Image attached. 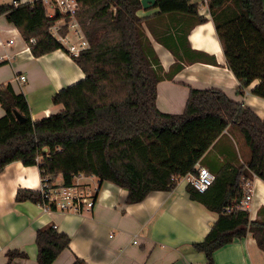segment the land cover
Returning <instances> with one entry per match:
<instances>
[{
	"label": "trees",
	"instance_id": "16d2710c",
	"mask_svg": "<svg viewBox=\"0 0 264 264\" xmlns=\"http://www.w3.org/2000/svg\"><path fill=\"white\" fill-rule=\"evenodd\" d=\"M208 7L227 67L240 83L238 94L244 96L259 81L252 94L264 99V0H208ZM142 8L141 0H81L79 20L90 48L75 62L86 78L54 96V105L63 107L59 113L34 122L25 95L14 93L10 85L0 86L5 111L0 120V174L21 162L37 166L42 179L63 175L69 187L80 175L94 176L101 184L127 190V204L135 205L152 193L175 189L173 177L196 174V165L219 137L236 129L250 152L246 164L215 171L216 180L205 193L187 187L192 201L219 214L194 248L205 254L207 264H215L218 249L252 235L264 251V209L256 221L247 210L225 213L244 199L246 182L253 177L264 182V121L216 89L191 90L183 114L162 113L157 87L182 66L164 73L139 16ZM156 8L159 16L205 22L191 0H156ZM0 17L26 42L35 40L30 45L35 57L61 49L49 33L52 24L40 2L0 5ZM195 53L198 60L208 61L206 54ZM210 62L217 64L215 58ZM16 201L45 202L40 192L27 190H20ZM36 242L39 264H54L69 248L70 238L49 227L38 231ZM8 258L11 262L26 255L14 251Z\"/></svg>",
	"mask_w": 264,
	"mask_h": 264
},
{
	"label": "crops",
	"instance_id": "0c3cea01",
	"mask_svg": "<svg viewBox=\"0 0 264 264\" xmlns=\"http://www.w3.org/2000/svg\"><path fill=\"white\" fill-rule=\"evenodd\" d=\"M14 1L27 4L35 0H0V5H12ZM191 3L198 6L204 23L194 24L193 19L178 15L159 16L156 6L139 12L164 73L169 74L175 65L182 66L172 79L159 83L157 108L165 114L180 115L191 90L216 89L264 121V99L252 94L259 81L249 86L244 96L238 94L240 83L227 67L208 0ZM26 48L21 33L0 17V86L10 85L14 93L24 94L36 122L63 110L54 105V96L85 80L86 75L61 50L35 57ZM195 52L206 54L208 61L198 60ZM212 58L217 64L210 62ZM20 76L27 77L25 84L17 81ZM4 116L0 104V120ZM249 157L239 131L229 129L198 164L215 175L223 167L244 166ZM249 183L253 198L247 211L250 220L256 221L264 209V182L253 177ZM41 184L39 168L21 162L11 163L0 174V264H39L37 233L49 227L70 238L69 248L54 264H75L77 260L85 264H207L205 254L194 245L210 233L219 214L192 201L186 182L129 205L127 190L87 177L79 181L80 187L96 192L97 199L91 211L83 212H46L40 204L16 201L20 190L40 192ZM14 251L24 253L26 258L10 262L8 254ZM213 259L215 264H264V251L249 235L218 249Z\"/></svg>",
	"mask_w": 264,
	"mask_h": 264
},
{
	"label": "built area",
	"instance_id": "2783aa9c",
	"mask_svg": "<svg viewBox=\"0 0 264 264\" xmlns=\"http://www.w3.org/2000/svg\"><path fill=\"white\" fill-rule=\"evenodd\" d=\"M35 1L40 2L45 9L46 17L52 24L49 33L52 38L56 39L62 45L59 50L72 60H76L84 51L90 48V43L79 20L81 0ZM13 4L15 6L22 5L18 1H14ZM34 43V39L26 42V50L31 51L30 45ZM17 81L25 84L27 77L20 76L17 78ZM196 171V174H188L184 177H173L172 181L176 185L181 182H186L200 193H205L213 186L216 177L209 169L199 164L196 165ZM85 178L87 176H78L73 185L69 187L64 185L63 175L46 176L42 179L40 190L43 201L45 202L40 205L43 206L46 212H52L54 210L61 212L91 211L95 206L97 197L95 196L96 192H87L80 187L79 181ZM244 191V199L234 206L227 207L225 213L231 214L235 208L239 210L249 209L253 198V190L249 181L244 184ZM134 244H137V242L135 241Z\"/></svg>",
	"mask_w": 264,
	"mask_h": 264
},
{
	"label": "water",
	"instance_id": "95a60500",
	"mask_svg": "<svg viewBox=\"0 0 264 264\" xmlns=\"http://www.w3.org/2000/svg\"><path fill=\"white\" fill-rule=\"evenodd\" d=\"M141 3H142L143 9L145 10H149L156 6V0H141ZM15 114H16V118L18 119V121L24 122V118L21 114H19L18 112H16Z\"/></svg>",
	"mask_w": 264,
	"mask_h": 264
},
{
	"label": "rangeland",
	"instance_id": "374dc122",
	"mask_svg": "<svg viewBox=\"0 0 264 264\" xmlns=\"http://www.w3.org/2000/svg\"><path fill=\"white\" fill-rule=\"evenodd\" d=\"M1 4L3 5V4H10V3H5V2H4V3H1Z\"/></svg>",
	"mask_w": 264,
	"mask_h": 264
}]
</instances>
